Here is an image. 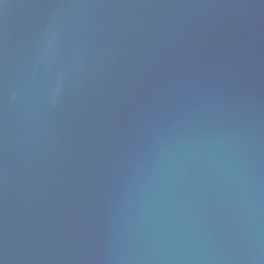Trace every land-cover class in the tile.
Segmentation results:
<instances>
[{
	"label": "water",
	"instance_id": "water-1",
	"mask_svg": "<svg viewBox=\"0 0 264 264\" xmlns=\"http://www.w3.org/2000/svg\"><path fill=\"white\" fill-rule=\"evenodd\" d=\"M0 264H264V0H0Z\"/></svg>",
	"mask_w": 264,
	"mask_h": 264
}]
</instances>
